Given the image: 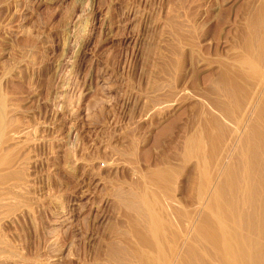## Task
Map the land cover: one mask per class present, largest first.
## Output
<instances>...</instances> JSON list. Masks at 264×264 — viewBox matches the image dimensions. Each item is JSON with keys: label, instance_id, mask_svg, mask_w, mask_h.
I'll return each instance as SVG.
<instances>
[{"label": "rangeland", "instance_id": "rangeland-1", "mask_svg": "<svg viewBox=\"0 0 264 264\" xmlns=\"http://www.w3.org/2000/svg\"><path fill=\"white\" fill-rule=\"evenodd\" d=\"M258 2L0 0V264H108L159 167L190 205L182 141Z\"/></svg>", "mask_w": 264, "mask_h": 264}, {"label": "bare ground", "instance_id": "bare-ground-1", "mask_svg": "<svg viewBox=\"0 0 264 264\" xmlns=\"http://www.w3.org/2000/svg\"><path fill=\"white\" fill-rule=\"evenodd\" d=\"M245 19L237 54L211 82L207 120L180 147L194 162L190 205L175 198L176 169L153 170L150 189L118 196L128 227L108 264H264V0ZM4 108L0 96V133Z\"/></svg>", "mask_w": 264, "mask_h": 264}]
</instances>
